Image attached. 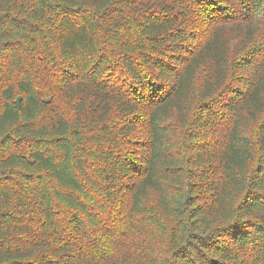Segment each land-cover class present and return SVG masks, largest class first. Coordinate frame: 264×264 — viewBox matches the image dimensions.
Wrapping results in <instances>:
<instances>
[{"label":"trees","instance_id":"trees-1","mask_svg":"<svg viewBox=\"0 0 264 264\" xmlns=\"http://www.w3.org/2000/svg\"><path fill=\"white\" fill-rule=\"evenodd\" d=\"M0 264H264V0H0Z\"/></svg>","mask_w":264,"mask_h":264},{"label":"water","instance_id":"water-1","mask_svg":"<svg viewBox=\"0 0 264 264\" xmlns=\"http://www.w3.org/2000/svg\"><path fill=\"white\" fill-rule=\"evenodd\" d=\"M20 102H21V98H19V99L17 100L16 104L19 105Z\"/></svg>","mask_w":264,"mask_h":264}]
</instances>
